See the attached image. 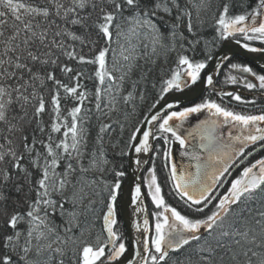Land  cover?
<instances>
[{
  "label": "snow or ice",
  "instance_id": "1",
  "mask_svg": "<svg viewBox=\"0 0 264 264\" xmlns=\"http://www.w3.org/2000/svg\"><path fill=\"white\" fill-rule=\"evenodd\" d=\"M225 42L264 57V0H0V264H264V66Z\"/></svg>",
  "mask_w": 264,
  "mask_h": 264
},
{
  "label": "water",
  "instance_id": "2",
  "mask_svg": "<svg viewBox=\"0 0 264 264\" xmlns=\"http://www.w3.org/2000/svg\"><path fill=\"white\" fill-rule=\"evenodd\" d=\"M222 53L221 54H228L229 56H238L240 58L245 59L250 64L254 65L259 70L261 69V66H264V57L258 56L256 54L246 53L242 49H240L238 46H236L234 43L225 42L223 45H221ZM237 86H230L229 89L235 88ZM242 93L245 96H248L251 98L253 95L252 93H248L241 89ZM204 93L197 90H186L184 93H174L171 94L167 99L169 102H174L173 97H179V101L181 105H188L190 103L195 102L198 100ZM126 172L127 175L123 179L122 189L118 196L117 200V212L118 217L123 225V227L126 230V234L128 231H130L129 225L131 222L132 212L133 208L130 203V192L131 188L134 187V184L137 182L136 177L141 175L140 172H137L135 169V166L133 165L131 168L128 167L126 163Z\"/></svg>",
  "mask_w": 264,
  "mask_h": 264
},
{
  "label": "trees",
  "instance_id": "3",
  "mask_svg": "<svg viewBox=\"0 0 264 264\" xmlns=\"http://www.w3.org/2000/svg\"><path fill=\"white\" fill-rule=\"evenodd\" d=\"M235 57V59H234V62H239V61H243V62H245V63H249L248 61H246L245 59H243V58H240V57H238V56H234ZM250 64V63H249ZM250 66H252V67H254L257 71H259V69L258 68H256L254 65H252V64H250ZM204 94H206V93H204ZM203 94V95H204ZM201 98V97H200ZM199 98V99H200ZM199 99L196 101V102H198L199 101ZM258 103L260 104V105H264V100H258ZM262 155H264V153H261ZM126 163H127V161H125V170H126ZM124 179V178H123ZM119 218V217H118ZM120 220V219H119ZM120 223H121V221H120ZM121 226L123 227V225H122V223H121Z\"/></svg>",
  "mask_w": 264,
  "mask_h": 264
},
{
  "label": "flooded vegetation",
  "instance_id": "4",
  "mask_svg": "<svg viewBox=\"0 0 264 264\" xmlns=\"http://www.w3.org/2000/svg\"><path fill=\"white\" fill-rule=\"evenodd\" d=\"M227 87H228V86H227ZM241 107H246V106H241ZM179 159H180V158H179V156H178V154H177V160L179 161Z\"/></svg>",
  "mask_w": 264,
  "mask_h": 264
}]
</instances>
